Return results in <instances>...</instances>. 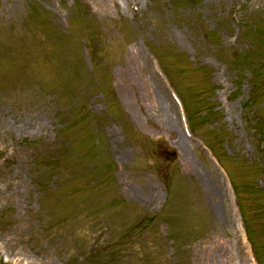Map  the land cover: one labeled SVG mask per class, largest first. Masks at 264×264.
Segmentation results:
<instances>
[{
    "label": "rangeland",
    "instance_id": "obj_1",
    "mask_svg": "<svg viewBox=\"0 0 264 264\" xmlns=\"http://www.w3.org/2000/svg\"><path fill=\"white\" fill-rule=\"evenodd\" d=\"M0 264H264V0H0Z\"/></svg>",
    "mask_w": 264,
    "mask_h": 264
},
{
    "label": "water",
    "instance_id": "obj_2",
    "mask_svg": "<svg viewBox=\"0 0 264 264\" xmlns=\"http://www.w3.org/2000/svg\"><path fill=\"white\" fill-rule=\"evenodd\" d=\"M158 154L162 157H168L170 159H173L176 157V152L174 150H169L164 146H159Z\"/></svg>",
    "mask_w": 264,
    "mask_h": 264
},
{
    "label": "bare ground",
    "instance_id": "obj_3",
    "mask_svg": "<svg viewBox=\"0 0 264 264\" xmlns=\"http://www.w3.org/2000/svg\"><path fill=\"white\" fill-rule=\"evenodd\" d=\"M165 97V96H164ZM178 130V129H177ZM178 132H179V130H178ZM177 132V133H178ZM179 137V140L180 141H182L183 143H187V140L184 138V136L182 135V138H181V133H180V136H178ZM213 189H215V186H212V185H210Z\"/></svg>",
    "mask_w": 264,
    "mask_h": 264
}]
</instances>
